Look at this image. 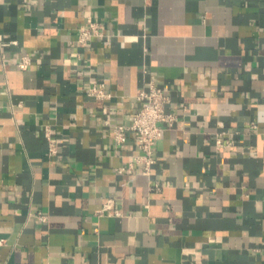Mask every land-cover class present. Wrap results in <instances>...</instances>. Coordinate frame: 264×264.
<instances>
[{
	"label": "crops",
	"instance_id": "0c3cea01",
	"mask_svg": "<svg viewBox=\"0 0 264 264\" xmlns=\"http://www.w3.org/2000/svg\"><path fill=\"white\" fill-rule=\"evenodd\" d=\"M152 81L176 120L147 172L113 125ZM0 240V264H264V0H0Z\"/></svg>",
	"mask_w": 264,
	"mask_h": 264
},
{
	"label": "built area",
	"instance_id": "2783aa9c",
	"mask_svg": "<svg viewBox=\"0 0 264 264\" xmlns=\"http://www.w3.org/2000/svg\"><path fill=\"white\" fill-rule=\"evenodd\" d=\"M97 34H101L99 24L90 20L80 26L77 40L84 42L89 37ZM30 63L31 57L29 54H23L19 62L20 66L27 68ZM90 91L99 96L109 95L103 83L94 84ZM138 97L143 100V104L136 110L129 123L113 125V133L118 144L124 143L129 131L136 133L139 147L142 150L140 161L143 162L144 169L150 172L152 164L156 161V143L162 137L167 126L174 123L176 114L167 111L166 103L170 100V96L153 81L148 89L141 90ZM100 212L120 213V210L113 206L112 199H108L100 208Z\"/></svg>",
	"mask_w": 264,
	"mask_h": 264
}]
</instances>
